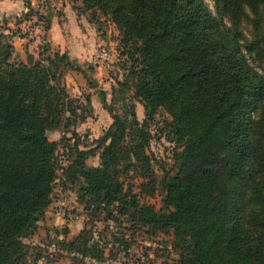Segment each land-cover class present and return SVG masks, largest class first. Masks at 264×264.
I'll return each mask as SVG.
<instances>
[{
	"label": "trees",
	"instance_id": "1",
	"mask_svg": "<svg viewBox=\"0 0 264 264\" xmlns=\"http://www.w3.org/2000/svg\"><path fill=\"white\" fill-rule=\"evenodd\" d=\"M69 1L112 22L131 65L110 102L97 91L112 121L81 146L74 127L93 106L89 94L87 107L72 98L64 78L96 82L67 52L51 54L47 38L22 61L15 35L0 32V264L27 263L26 239L52 203L59 143L50 131L73 137L61 180L88 214L125 218L149 235L171 230L176 264H264V69L252 63L264 59V0ZM34 16L47 34L49 21ZM160 110L175 144L169 171L148 152ZM156 191L157 210L140 200ZM90 232L59 243L102 261Z\"/></svg>",
	"mask_w": 264,
	"mask_h": 264
},
{
	"label": "rangeland",
	"instance_id": "2",
	"mask_svg": "<svg viewBox=\"0 0 264 264\" xmlns=\"http://www.w3.org/2000/svg\"><path fill=\"white\" fill-rule=\"evenodd\" d=\"M210 5L212 4L210 3ZM31 11L32 16L30 19H38L34 14L39 15L40 12L36 11V8H32ZM28 12L26 10L21 16L15 18L13 25L10 27H6L7 22H4L0 26V32L5 34L12 33L16 37L22 36L20 26L22 21L26 19L25 15ZM82 15L88 22H92L89 23L94 28L96 37L99 38L100 44L95 45V53L101 45L106 47L111 53V58L104 68L99 69L96 67L93 63L94 55L91 61L79 63L87 71L91 79L96 82V89L89 87L83 75L78 72L73 74V79L70 78V87H67L72 98H79L78 100H81L84 104L83 97L89 94L91 102L93 100L95 103V108H92V110L87 108L85 110V121L78 123L74 127V130L80 136V145L86 146L89 143L91 144L94 139L100 137L108 127L109 122L112 121L107 111L101 106L97 91L100 89L104 90L107 93V101H111L112 89L117 88V82L122 81L124 76L127 75L126 73H128L131 65L128 52L131 49H127L123 45L121 35L111 21L100 17L99 14L93 16L88 11H85ZM98 18H100V25L95 23ZM98 26L99 30H97ZM4 27L10 29L9 32L2 31ZM244 31L247 32L246 27ZM16 41L18 40L11 39L14 49ZM22 45L23 48L24 46L28 48L26 44ZM55 50L51 48L50 53L52 54ZM30 52H32L31 49ZM30 52L27 51V53L31 54ZM37 53L32 52L34 57ZM252 63L260 73L263 72L264 59L261 61L256 59ZM69 73L71 72L66 75ZM64 80L66 83V78ZM134 103L137 118L142 121L144 117L143 107L138 102ZM84 107L87 106L85 105ZM168 120V115L162 110L151 120V140L148 150L149 154L167 171L171 170L173 166L172 153L175 147L174 142L168 139L166 130V122ZM48 137L57 139L59 143L57 179L51 205L38 222L34 232L26 239L28 247L26 264H176L178 255L172 248L173 234L171 230L149 235L146 230L133 227L125 218L118 217V220L114 221L108 219L104 213L97 216L88 214L83 209V205L77 200L76 192L69 189L67 187L69 184L65 185L61 180V167L67 163V156L62 155V152L65 151L64 146L66 144L72 145L73 142L70 131L65 134H61L59 131H50ZM98 162L96 157L89 158L87 164L96 166ZM158 167L155 166V171L157 176H160ZM140 200L152 205L156 210L161 206V196L158 191L151 197L141 196ZM85 229L91 231V240L97 243V249L103 253L102 261L82 257L77 252L71 254L66 246L63 247L59 243L60 240L69 243L81 230ZM37 256H39L38 259H36Z\"/></svg>",
	"mask_w": 264,
	"mask_h": 264
},
{
	"label": "crops",
	"instance_id": "3",
	"mask_svg": "<svg viewBox=\"0 0 264 264\" xmlns=\"http://www.w3.org/2000/svg\"><path fill=\"white\" fill-rule=\"evenodd\" d=\"M26 3H29L31 8H36V11L49 21L46 41L52 49L67 52L78 63L91 61L95 54V45L100 44L99 38L96 37L94 28L88 20L73 9V4L69 0H0V26L4 22H7L6 27L12 26L13 20L28 10ZM9 30L5 27L2 29L4 32ZM13 39L18 40L14 43L16 56L19 60L26 61V52H30L29 44L16 36ZM22 44H26L28 48L25 46L23 48ZM73 74L75 72L65 77L67 87H70V78L73 79ZM91 103L95 108L93 100ZM110 124L111 121L108 126ZM49 139L57 141L54 138Z\"/></svg>",
	"mask_w": 264,
	"mask_h": 264
},
{
	"label": "built area",
	"instance_id": "4",
	"mask_svg": "<svg viewBox=\"0 0 264 264\" xmlns=\"http://www.w3.org/2000/svg\"><path fill=\"white\" fill-rule=\"evenodd\" d=\"M20 29L22 31V36L18 38L23 40L24 43L29 44L32 52H39L46 38V32L42 22L38 21V19L23 20ZM110 58V51L101 45L93 56V63L99 69L104 68Z\"/></svg>",
	"mask_w": 264,
	"mask_h": 264
}]
</instances>
